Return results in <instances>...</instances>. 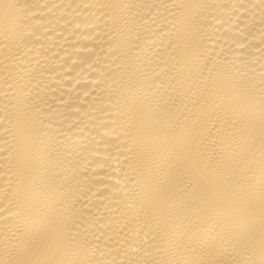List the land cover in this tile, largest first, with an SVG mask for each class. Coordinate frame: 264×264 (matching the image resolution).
Here are the masks:
<instances>
[{
  "label": "bare ground",
  "instance_id": "obj_1",
  "mask_svg": "<svg viewBox=\"0 0 264 264\" xmlns=\"http://www.w3.org/2000/svg\"><path fill=\"white\" fill-rule=\"evenodd\" d=\"M0 264H264V0H0Z\"/></svg>",
  "mask_w": 264,
  "mask_h": 264
}]
</instances>
